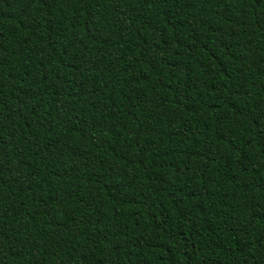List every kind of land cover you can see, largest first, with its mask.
<instances>
[{
	"label": "trees",
	"instance_id": "obj_1",
	"mask_svg": "<svg viewBox=\"0 0 264 264\" xmlns=\"http://www.w3.org/2000/svg\"><path fill=\"white\" fill-rule=\"evenodd\" d=\"M0 264H264V0H0Z\"/></svg>",
	"mask_w": 264,
	"mask_h": 264
}]
</instances>
